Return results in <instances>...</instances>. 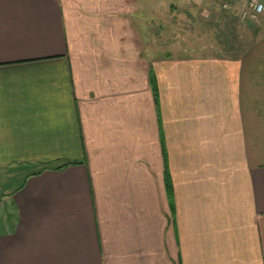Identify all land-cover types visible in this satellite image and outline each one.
Here are the masks:
<instances>
[{
  "label": "crops",
  "instance_id": "0c3cea01",
  "mask_svg": "<svg viewBox=\"0 0 264 264\" xmlns=\"http://www.w3.org/2000/svg\"><path fill=\"white\" fill-rule=\"evenodd\" d=\"M150 8L0 0V264H264V36Z\"/></svg>",
  "mask_w": 264,
  "mask_h": 264
},
{
  "label": "rangeland",
  "instance_id": "374dc122",
  "mask_svg": "<svg viewBox=\"0 0 264 264\" xmlns=\"http://www.w3.org/2000/svg\"><path fill=\"white\" fill-rule=\"evenodd\" d=\"M148 17L154 20V28H161L166 48L180 43L181 46L196 44L192 50L210 51L216 46L234 45L246 47L253 39L264 36V13L252 18L243 16L247 0H149ZM195 4V5H194ZM151 11L156 14L151 15ZM152 27V23H150ZM212 45L205 47L200 45ZM27 169H21L17 178L6 181L7 187H16L22 182ZM1 176V175H0ZM2 177V176H1Z\"/></svg>",
  "mask_w": 264,
  "mask_h": 264
},
{
  "label": "built area",
  "instance_id": "2783aa9c",
  "mask_svg": "<svg viewBox=\"0 0 264 264\" xmlns=\"http://www.w3.org/2000/svg\"><path fill=\"white\" fill-rule=\"evenodd\" d=\"M243 16L259 17L264 13V0H247Z\"/></svg>",
  "mask_w": 264,
  "mask_h": 264
},
{
  "label": "trees",
  "instance_id": "16d2710c",
  "mask_svg": "<svg viewBox=\"0 0 264 264\" xmlns=\"http://www.w3.org/2000/svg\"><path fill=\"white\" fill-rule=\"evenodd\" d=\"M151 82H152V86H153V90H154V94H155V98H156V101H158V91H157V85H156V82H155V79L151 77ZM74 161H66L64 162L62 165L58 166L57 168L60 169V168H63L65 165L69 164V163H73ZM167 188H168V192L170 195H172V184H171V181L167 180Z\"/></svg>",
  "mask_w": 264,
  "mask_h": 264
}]
</instances>
